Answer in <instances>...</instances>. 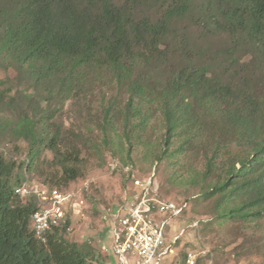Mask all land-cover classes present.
Here are the masks:
<instances>
[{
	"label": "trees",
	"instance_id": "obj_1",
	"mask_svg": "<svg viewBox=\"0 0 264 264\" xmlns=\"http://www.w3.org/2000/svg\"><path fill=\"white\" fill-rule=\"evenodd\" d=\"M187 20L199 39L179 27ZM211 34L230 47L214 51ZM0 69L15 73L0 81V113L29 147L20 165L0 154V264H97L89 244L64 237L69 219L37 239V200L15 194L26 181L17 169L29 173L43 150L59 176L42 185L62 191L83 177L82 137L55 122L67 102L81 113L100 106L110 129L121 119L144 130L160 113L164 146L149 174L165 158L201 157L190 179L212 203L209 231H260L264 244V91L254 81L264 0H0Z\"/></svg>",
	"mask_w": 264,
	"mask_h": 264
},
{
	"label": "rangeland",
	"instance_id": "obj_2",
	"mask_svg": "<svg viewBox=\"0 0 264 264\" xmlns=\"http://www.w3.org/2000/svg\"><path fill=\"white\" fill-rule=\"evenodd\" d=\"M190 24L187 20L179 27H189L192 38L199 39L202 29ZM204 40L214 51L225 52L230 47L229 42L221 36L212 35ZM246 59L247 55L242 60ZM14 75L13 72L0 69V81ZM263 77L259 72L254 81L258 83V90L264 91ZM16 89L21 90L22 86ZM125 98L126 96L123 100ZM90 108L83 113L77 112L67 102L55 117V122L62 125L64 131H73L81 136V141L86 146L82 149L83 177L61 189L71 195L66 205V219L70 220V229L64 237L73 243L89 244L97 254V264H117L111 250L112 236L107 232L114 221V209L130 196L133 187L120 170L112 171L111 165L115 160L111 157L132 164L139 176L148 175L157 156H162L164 123L160 113H157L144 130L136 122L127 128L121 119L114 129L105 128L101 107L97 105ZM13 117L0 113V154L5 150L7 158L15 159L20 165L28 160L29 147L25 141L17 140L7 126L10 122L15 123ZM181 158H165L156 169L160 192L171 200L188 203L184 217L174 224H168V238L181 231L184 234L174 244L173 253L160 264H184L189 254L197 256L198 264H264L262 232L247 231L244 237L229 227H216L215 231H209L207 226L212 219V203L201 201L199 187L192 184L190 179L192 169L204 171L205 160L201 157ZM52 162L53 155L43 150L33 165L34 169L28 173L18 168L16 177L26 179L30 184L42 185L45 182L49 186H55L58 171Z\"/></svg>",
	"mask_w": 264,
	"mask_h": 264
},
{
	"label": "built area",
	"instance_id": "obj_3",
	"mask_svg": "<svg viewBox=\"0 0 264 264\" xmlns=\"http://www.w3.org/2000/svg\"><path fill=\"white\" fill-rule=\"evenodd\" d=\"M2 153L8 156L5 150ZM111 167L112 171H122L133 187L130 196L114 209V221L107 232L112 236L111 250L117 264H160L173 253L174 244L184 234L181 231L168 238V224L184 217L188 203L171 200L160 192L155 167L147 176H139L135 169L117 161ZM15 194L22 200H37L38 209L32 218L37 239L45 241L48 232L66 221L70 194L28 181L20 184ZM196 258L189 254L186 264H196Z\"/></svg>",
	"mask_w": 264,
	"mask_h": 264
}]
</instances>
